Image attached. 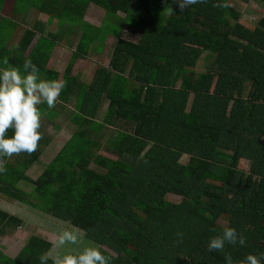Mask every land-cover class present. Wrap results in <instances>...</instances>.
<instances>
[{"label": "trees", "instance_id": "16d2710c", "mask_svg": "<svg viewBox=\"0 0 264 264\" xmlns=\"http://www.w3.org/2000/svg\"><path fill=\"white\" fill-rule=\"evenodd\" d=\"M226 1L207 0L183 11L176 0L26 2L56 18L58 28L83 26L57 100L72 105L68 117L75 129L35 178L21 167L35 162L39 150L7 164L0 196L30 207L40 202L52 217L81 229L84 239L112 257L110 264H226L225 255L240 264L249 253L264 264V17L247 28ZM89 3L107 15L98 28L81 20ZM117 9L121 18L114 15ZM35 24L22 31L10 61L22 57L43 26ZM124 25L135 29L136 40L122 36ZM57 32L39 35L22 57V64L32 59L47 80L56 77L45 63ZM107 34L114 38L108 66L96 68L85 82L70 75L88 43L102 44ZM4 47L0 42V52ZM202 53L206 69L197 72ZM9 65L0 64V70ZM102 97L108 104L96 120ZM53 112L47 105L41 110L47 120ZM98 136L115 158L89 153L99 147ZM241 159L249 161L248 172L238 168ZM55 183L42 198L38 189ZM166 193L180 200L170 202ZM1 222L5 228L21 220L0 209ZM224 227L235 228L245 245L209 251L210 238ZM50 246L29 235L14 257L0 253V264H39Z\"/></svg>", "mask_w": 264, "mask_h": 264}, {"label": "rangeland", "instance_id": "374dc122", "mask_svg": "<svg viewBox=\"0 0 264 264\" xmlns=\"http://www.w3.org/2000/svg\"><path fill=\"white\" fill-rule=\"evenodd\" d=\"M23 2H19L15 4L14 0H3L0 5V17H3V20L9 19V24H5L4 21H0V42H2L5 51H9L8 54L5 53L4 49L0 52V64H4L5 61L9 62L11 67H16L17 64L22 66V57L26 58L28 55L30 48L36 41V38L39 35H44L45 31L47 33H55L58 30L57 19L52 18L46 24V14H40L33 6H27L26 2H30L31 0H22ZM228 4L233 6L239 13L240 17L238 18V22L247 28H251L257 22L260 17H264V0H227ZM17 5L18 10L13 11V5ZM93 4V3H92ZM88 5L87 9L84 13H86L83 18H81L82 22L92 26V27H100L102 20L107 16L105 14V10L98 5L95 4ZM24 6H27L25 11H23ZM114 15L118 17H122L124 14L120 10H115ZM56 19V20H55ZM233 19H230V22ZM39 22L42 23L43 26L40 28V32H37L31 43L28 46L27 53H24L22 57L15 61H10L12 59V55L10 51L12 47L16 43L17 38L21 35L22 31L25 28L32 27L33 23ZM11 24V25H10ZM65 24V23H63ZM62 24V25H63ZM46 26V27H45ZM64 27V26H63ZM83 26H79L78 24H67L66 29L68 33L63 29H59L62 31L60 34L59 40H56L54 43H57L59 46L65 45L67 47V41L71 44L70 48H66L67 52L61 54L60 57H55L51 59L49 62V58L53 57L52 49L49 52L48 58L45 63V67L49 70H52L56 73V77L54 80H62L63 71L65 69L64 64L69 56L68 51H74L75 46L78 42V38L81 36ZM5 31V32H3ZM4 33V34H3ZM121 34L123 37L128 38L130 40H136L135 29L130 26L124 25L121 28ZM34 40V41H33ZM67 40V41H66ZM63 44V45H62ZM99 44V45H98ZM114 44V38L107 34L102 44L98 40H93L88 43L86 52L88 56H93L92 65H88L87 67L84 64L79 65L76 69L74 68L73 76H75L78 80H90L93 76L94 70L98 67H107L108 60L110 56V52L112 49V45ZM26 49V50H27ZM64 49V50H66ZM26 52V51H25ZM64 52V51H62ZM52 55V56H51ZM205 53H202L196 62L195 71L202 72L206 69L207 59L204 58ZM92 60V59H91ZM49 62V64H48ZM6 67V66H5ZM84 67L87 70V73H84ZM21 68V67H20ZM127 72V71H126ZM126 72L124 74H126ZM77 73L78 75H74ZM85 74V78H82V74ZM71 74V71H70ZM42 79L43 76H40ZM85 82V81H84ZM98 85V81L96 82ZM59 103V102H56ZM44 104L39 105L40 110H43L46 106ZM107 100L103 99L100 101L97 115L95 117L96 120H100L103 112L107 107ZM68 110L72 109L70 104H66ZM108 126V125H107ZM75 129V126L72 125L67 119L61 118L60 116L54 117L52 120L48 122L44 115H42L41 119V128L40 132L42 134L43 140L46 141L45 144L43 142L39 143V155L35 162H32L29 166L21 167V171L24 172L30 178H35L40 172L44 165H46L58 152L60 147L64 144V142L69 138L70 133ZM105 134V129L103 130ZM107 137V136H106ZM92 140H97V137H93L91 135ZM99 142L97 145L99 147L93 146L89 149V153L91 155L99 153L103 154L110 158H115V155L109 152L104 151V137L98 136ZM94 145V144H93ZM25 158L24 153L19 155H14L11 158L5 157L6 165L7 164H15V162L21 161ZM23 166V165H20ZM92 167V164H89ZM238 168L248 172L249 170V161L239 160ZM19 185V184H18ZM27 187V185H26ZM57 188V184H49L42 185L38 192L42 198H48L50 193H52ZM28 187L25 190H27ZM40 197V198H41ZM164 197L170 202H178L180 200V196L173 193H166ZM0 209L5 210L7 213L14 215L19 218L21 222L18 225L12 226L8 224L5 228H2L3 222L0 223V253L4 254L8 257H14L17 252L20 250L21 246L25 243L26 238L29 235H37L41 238L47 239L51 246L48 249H52V242L57 238L58 233L65 227L70 226L67 223L61 222L59 219H56L49 215L48 208H43L40 202L37 203L35 207H30L24 203H19L5 197L0 196ZM218 223H222L221 220H217ZM94 244L90 241L83 238L79 245H70L66 246L67 251H79L82 250L86 246H93Z\"/></svg>", "mask_w": 264, "mask_h": 264}, {"label": "clouds", "instance_id": "9594fccd", "mask_svg": "<svg viewBox=\"0 0 264 264\" xmlns=\"http://www.w3.org/2000/svg\"><path fill=\"white\" fill-rule=\"evenodd\" d=\"M207 0H176L181 11ZM218 7H229L219 3ZM7 63V61H5ZM23 73L17 67L0 70V174L6 173L5 157L27 153L31 155L39 147L43 138L40 132L42 113L38 107L46 103L53 109L66 83L40 77V69L32 59H25ZM12 130V135H8ZM182 239L183 233H177ZM84 232L76 226L63 228L52 242V249L39 256V264H110L111 256L96 246H86L79 251H67L66 246L79 245ZM246 238L235 228L224 227L222 233L210 238L209 251L223 252L225 245L244 246ZM226 264H233L231 255H225ZM240 264H261L260 258L249 253Z\"/></svg>", "mask_w": 264, "mask_h": 264}, {"label": "crops", "instance_id": "0c3cea01", "mask_svg": "<svg viewBox=\"0 0 264 264\" xmlns=\"http://www.w3.org/2000/svg\"><path fill=\"white\" fill-rule=\"evenodd\" d=\"M90 4H92V3H89L88 5H90ZM87 5V7H89ZM93 5V4H92ZM87 7L85 8V10L87 9ZM85 12V11H84ZM40 14H43V15H45L44 13H40ZM86 13H83V16L85 15ZM46 16V24H49L50 23V19L49 18H47V15H45ZM83 16H82V18H83ZM54 19V18H53ZM47 20L49 21V23H47ZM56 20V19H55ZM39 23V22H38ZM34 25L35 26H37L35 23H33V25H32V27H30V28H33L34 27ZM64 26V27H63ZM42 27V25H40L39 26V31L38 32H40V28ZM46 27V26H45ZM64 28V29H63ZM59 29H63L64 31H66L67 33H68V30L66 29V24H63V25H61V27H59L58 28V32H57V34H59V37H58V40H59V38H60V34H62V31L61 30H59ZM45 34L47 33V31H45L44 32ZM20 37V36H19ZM19 37L17 38V40L19 39ZM17 40H16V42H17ZM34 41V40H33ZM67 41V40H66ZM67 47L68 48H70V43L67 41ZM63 45V44H62ZM66 46L65 45H63V47L62 46H59L57 43L54 45V47H53V49H52V55H53V57H50L49 58V62H50V60L51 59H54L55 57H57V58H59L60 57V53L61 54H63V53H66L67 52V47L65 48ZM64 49H66V50H64ZM27 51H28V49L26 50V52L25 53H27ZM62 51H64V52H62ZM72 52V51H71ZM71 52H70V50L68 51V53H69V56H68V58H67V60H66V62H65V64H64V67L66 66V64H67V61L69 60V58H70V55H71ZM51 55V56H52ZM92 59V60H91ZM93 56H88L87 55V53L83 56V57H80V58H77L76 60H75V62H74V64H73V66H72V68H71V74L70 75H73V71H74V68L76 69L77 67H79V65H81V64H84V66L85 67H87L88 65H92V61H93ZM49 62H48V64H49ZM85 67H84V69H85ZM84 73H87V70L85 69L84 70ZM82 74V73H81ZM74 75H78L77 73H75ZM86 76H85V74H82V78L83 79H87V78H85ZM73 95H70L69 96V100H71L72 101V99H73V97H72ZM58 102V101H57ZM66 104H70L69 102H67V103H61V102H59V103H56V106H55V108H53V110H54V114H53V118L54 117H57V116H60L61 115V118H64V119H67L72 125H74L71 121H70V119H69V117H68V115H69V113L71 112V110L72 109H70V110H68V107L66 106ZM71 105V104H70ZM72 106V105H71ZM52 115H49V117H51ZM53 118H51V119H49L48 120V122L50 121V120H52ZM72 133V132H71ZM70 133V134H71Z\"/></svg>", "mask_w": 264, "mask_h": 264}]
</instances>
